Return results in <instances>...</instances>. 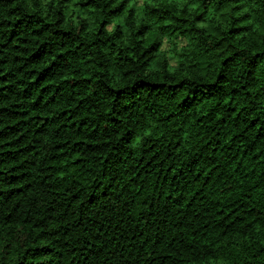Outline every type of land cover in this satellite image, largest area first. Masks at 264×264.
<instances>
[{
	"label": "trees",
	"instance_id": "16d2710c",
	"mask_svg": "<svg viewBox=\"0 0 264 264\" xmlns=\"http://www.w3.org/2000/svg\"><path fill=\"white\" fill-rule=\"evenodd\" d=\"M0 264H264V0H0Z\"/></svg>",
	"mask_w": 264,
	"mask_h": 264
},
{
	"label": "rangeland",
	"instance_id": "374dc122",
	"mask_svg": "<svg viewBox=\"0 0 264 264\" xmlns=\"http://www.w3.org/2000/svg\"><path fill=\"white\" fill-rule=\"evenodd\" d=\"M176 40H177V42L178 43H181V42H183L184 40H183V38H181V37H176ZM167 46V43L166 42H164V44H163V47H166ZM170 60L172 61L173 59L172 58H170Z\"/></svg>",
	"mask_w": 264,
	"mask_h": 264
}]
</instances>
